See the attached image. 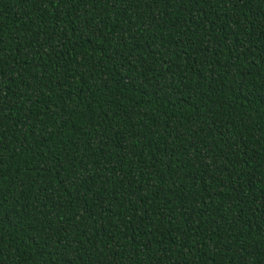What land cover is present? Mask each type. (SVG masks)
<instances>
[{"label":"trees","instance_id":"obj_1","mask_svg":"<svg viewBox=\"0 0 264 264\" xmlns=\"http://www.w3.org/2000/svg\"><path fill=\"white\" fill-rule=\"evenodd\" d=\"M0 264H264V0H0Z\"/></svg>","mask_w":264,"mask_h":264}]
</instances>
